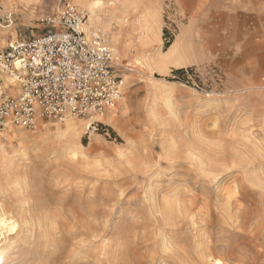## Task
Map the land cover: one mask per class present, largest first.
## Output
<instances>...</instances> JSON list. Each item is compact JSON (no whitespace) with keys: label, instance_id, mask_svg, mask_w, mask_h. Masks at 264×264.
<instances>
[{"label":"rangeland","instance_id":"obj_1","mask_svg":"<svg viewBox=\"0 0 264 264\" xmlns=\"http://www.w3.org/2000/svg\"><path fill=\"white\" fill-rule=\"evenodd\" d=\"M85 2L0 0V49L51 31L67 3L88 24ZM122 4L131 18L151 7L159 32L129 57L167 54L178 38L179 51L162 73L122 59L138 73L122 74L116 126L76 142L49 120L0 135V210L17 231L1 264H264V157L249 144L264 141V0ZM118 29L97 33L111 50Z\"/></svg>","mask_w":264,"mask_h":264},{"label":"built area","instance_id":"obj_2","mask_svg":"<svg viewBox=\"0 0 264 264\" xmlns=\"http://www.w3.org/2000/svg\"><path fill=\"white\" fill-rule=\"evenodd\" d=\"M44 35L0 49V73L9 76L14 96L0 91V134L9 129H34L38 121L101 115L121 95V68L101 34L86 38L85 16L68 3ZM2 79L0 78V86ZM97 122L85 134L96 132Z\"/></svg>","mask_w":264,"mask_h":264},{"label":"bare ground","instance_id":"obj_3","mask_svg":"<svg viewBox=\"0 0 264 264\" xmlns=\"http://www.w3.org/2000/svg\"><path fill=\"white\" fill-rule=\"evenodd\" d=\"M12 1L13 0H6L7 5L10 6ZM33 1L35 2V0H26V3L30 2L29 4H31V2H33ZM79 1L81 2L82 0H75L76 3H79ZM122 1L123 0H110V2L107 3V6L110 8V15H108V17L107 16L102 17L96 13V10L98 9V7L101 4L100 1L99 0H86L85 6H86L87 10L89 11V17L87 20L88 24L85 23L81 27L86 38L89 39L93 36H96L98 32H102L101 29L104 26L109 25L111 20H116V22L119 25V29L116 32L110 33L111 34L110 35V44L113 47L112 51L115 54L114 57L116 59V63L122 69L121 70V76L124 73V71L130 72L132 74L138 73V72L134 71L135 69L130 70L128 67H126L125 63L122 61V59H125V58H129L132 61V63H134L136 66H138L140 68H143L144 66L148 67V66L152 65L157 69L158 72H160V73L164 72L168 60L171 59L174 55H176L178 53L179 44L181 42V39H179V38L177 39V41L175 42L173 47H171L170 51L167 54L166 53L160 54V51L157 50V51H154V54H151L150 56H147V55L143 54L142 52L141 53L139 52L140 54L136 55L137 57H132V58L129 57L128 53L130 52V49H132L134 47H140L141 48L143 44L148 42V39L152 40L150 38H152L153 36L157 37L159 32H158V26L156 25V23H155V26L153 24L154 23L153 19H154L155 13H154V10L151 9V7L148 10L147 16L145 14V16H142L140 18L139 17L131 18L129 16V12L123 6ZM136 32H137V35H135ZM2 38L3 37L0 36V42L1 43L3 42ZM164 54H166V55H164ZM187 59L188 58L180 55L178 59L175 58L174 64H175V66H181L183 64L181 61H186ZM0 78L2 79L0 91L3 90V88H6L8 91L7 94L14 96L17 93V88H16L13 80L9 76H7L6 74H3V73L2 74L0 73ZM123 78H125V79L123 80ZM129 79H130V77H128L127 75L122 76V84H121V87H122L121 95L122 96L120 97L118 103H120L123 99V85H124L123 81L128 82ZM249 86L251 87V85L248 84L247 87H249ZM250 87L247 89L245 88V90L250 92L251 91ZM148 88H149V86H148ZM254 89H255V87H254ZM257 89H259V88H257ZM262 89H264V88H262ZM157 90H158V88H157ZM156 94H158V93H156ZM157 98H158L157 96H153L152 97L153 102H156ZM117 104L115 106H117ZM115 106L113 108H115ZM113 108L105 110L101 115L91 114V115L85 116L84 118H81V119H66L64 122H62L63 129H62L61 133H59V136L61 137V139L68 140L70 142H76L79 138L80 131L86 130L87 126L91 125L92 122L116 126L118 124V118L116 116L117 112L115 113V111H114L116 109H113ZM37 123H39L40 125L42 124L41 121H38ZM2 134L9 136L11 138L20 139L19 136H17L15 134V130L13 128H9V129L3 131L0 135H2ZM250 136L252 137V133L249 132L247 135H244V139L249 140ZM253 140L254 141L249 140V142H250L249 144L252 146V148L254 149L255 152L259 151L260 152L259 155H262L264 157V141H259V140L256 141L255 139H253ZM32 208L34 209L35 207L32 206ZM32 208H30V209H32ZM36 209L40 210V207L37 206ZM34 219H33V221H34ZM45 219H47V218H45ZM21 223H22V221H21ZM49 224H50V222H49ZM27 226H29V225H26V227ZM31 228H33V227L31 226ZM13 229H14V231H13ZM15 231H16V224L14 222H12L11 220H9L7 217H5V214L2 213V210H0V249H1V251H0V264H1V252L12 250V243L11 244H8V243L16 241L17 231L16 232ZM25 231L28 232V231H31V229L29 227H27L25 229ZM38 231L36 230V232H38ZM33 232L34 231H32V233ZM40 233L42 234V232H40ZM35 235H36V233H35ZM5 242H7V243L5 244ZM35 255L37 256V253ZM35 255L30 253V256L27 260L29 262L32 261L34 263L35 259H36ZM201 258L206 260L207 264H217V262H219V264H223V262L221 260L213 259L212 257L204 255V254L201 255Z\"/></svg>","mask_w":264,"mask_h":264},{"label":"snow or ice","instance_id":"obj_4","mask_svg":"<svg viewBox=\"0 0 264 264\" xmlns=\"http://www.w3.org/2000/svg\"><path fill=\"white\" fill-rule=\"evenodd\" d=\"M13 231H14V229H13ZM217 264H219V262H217Z\"/></svg>","mask_w":264,"mask_h":264}]
</instances>
